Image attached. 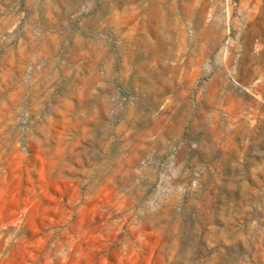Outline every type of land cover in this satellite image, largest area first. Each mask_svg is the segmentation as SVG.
<instances>
[{
    "label": "rangeland",
    "instance_id": "rangeland-1",
    "mask_svg": "<svg viewBox=\"0 0 264 264\" xmlns=\"http://www.w3.org/2000/svg\"><path fill=\"white\" fill-rule=\"evenodd\" d=\"M0 264H264V0H0Z\"/></svg>",
    "mask_w": 264,
    "mask_h": 264
}]
</instances>
